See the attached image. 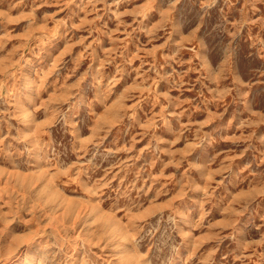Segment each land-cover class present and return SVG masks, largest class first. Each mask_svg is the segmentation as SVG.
Returning <instances> with one entry per match:
<instances>
[{
	"label": "rangeland",
	"instance_id": "rangeland-1",
	"mask_svg": "<svg viewBox=\"0 0 264 264\" xmlns=\"http://www.w3.org/2000/svg\"><path fill=\"white\" fill-rule=\"evenodd\" d=\"M18 252L264 264V0H0V264Z\"/></svg>",
	"mask_w": 264,
	"mask_h": 264
},
{
	"label": "bare ground",
	"instance_id": "bare-ground-1",
	"mask_svg": "<svg viewBox=\"0 0 264 264\" xmlns=\"http://www.w3.org/2000/svg\"><path fill=\"white\" fill-rule=\"evenodd\" d=\"M30 245V244H29ZM14 260L15 261H17L18 263H20V264H24V262H25V259L26 258H24V256H23V254L22 253H20V252H18V253H16L15 255H14ZM33 257H31V259H32ZM33 260V259H32ZM26 264V263H25Z\"/></svg>",
	"mask_w": 264,
	"mask_h": 264
}]
</instances>
